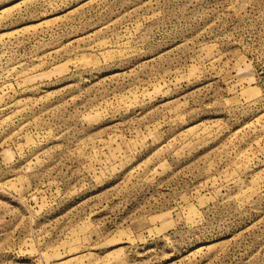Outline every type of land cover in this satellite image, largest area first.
Listing matches in <instances>:
<instances>
[{
    "label": "rangeland",
    "instance_id": "374dc122",
    "mask_svg": "<svg viewBox=\"0 0 264 264\" xmlns=\"http://www.w3.org/2000/svg\"><path fill=\"white\" fill-rule=\"evenodd\" d=\"M0 264H264V0H0Z\"/></svg>",
    "mask_w": 264,
    "mask_h": 264
}]
</instances>
